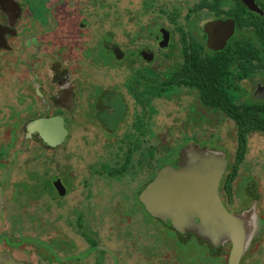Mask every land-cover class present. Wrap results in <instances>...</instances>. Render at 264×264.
I'll return each instance as SVG.
<instances>
[{"label": "flooded vegetation", "instance_id": "af4514ba", "mask_svg": "<svg viewBox=\"0 0 264 264\" xmlns=\"http://www.w3.org/2000/svg\"><path fill=\"white\" fill-rule=\"evenodd\" d=\"M263 7L264 0H0V56L13 62V104L0 124L8 130L0 142L7 147L0 155V220L10 227L0 232V257L28 264H227L228 241L212 247L152 215L145 189L163 167L179 168L183 147L210 149L211 113L197 89L175 77L186 72L179 68L192 57L191 46L209 49L207 25L232 20L227 44L237 22L246 25ZM131 29L143 38L135 47ZM250 84L252 95L264 96L262 80ZM185 93L194 99L181 122L189 132L178 129L168 141L153 118L157 107ZM42 118L56 121L52 131H65L57 142L36 131L26 137L27 124ZM22 152L31 157L21 160ZM226 171L219 197L238 213L252 202L231 211L221 188ZM26 242L37 260L15 255Z\"/></svg>", "mask_w": 264, "mask_h": 264}, {"label": "water", "instance_id": "95a60500", "mask_svg": "<svg viewBox=\"0 0 264 264\" xmlns=\"http://www.w3.org/2000/svg\"><path fill=\"white\" fill-rule=\"evenodd\" d=\"M205 32L207 47L214 51L221 50L234 32V22L209 23ZM54 126H58L55 120L42 118L31 121L26 126V137L36 131L44 142H57L56 136H62L65 131L59 127L52 131ZM180 160L177 170L170 166L163 167L149 183L145 189V192L147 189L149 191L146 207L152 215L164 221L169 218L176 230L192 231L212 247L228 241L230 250L227 264H238L264 226L255 212L256 201L238 213H231L222 205L218 188L228 165L222 151L192 143L182 148ZM4 258L0 257L3 264H28L11 257Z\"/></svg>", "mask_w": 264, "mask_h": 264}, {"label": "trees", "instance_id": "16d2710c", "mask_svg": "<svg viewBox=\"0 0 264 264\" xmlns=\"http://www.w3.org/2000/svg\"><path fill=\"white\" fill-rule=\"evenodd\" d=\"M245 23L247 24L237 22L235 34L222 50L212 51L205 46L200 49L197 46H191L190 55L192 57L188 56L179 68L186 72L183 75H175V77L186 79L187 86L197 89L198 100L203 107L207 108L211 116H219L220 119L233 122L234 154L232 160L228 162L221 188L228 194L230 204L233 203L235 196L243 206L251 201L252 203L248 204L250 207L258 196L252 193L255 184L246 183L242 187L240 183L237 184L236 180L239 176L240 165L247 153L248 137L253 133L264 134V96H254L251 94V89L249 92L246 86H243L246 83L250 84L251 79L264 82V7L259 16L255 15V18L245 19ZM201 53L203 56H200ZM243 78L246 79L245 82L239 83V80ZM239 92L243 95V100H238ZM213 137L214 133L212 139L208 140L209 145L214 143ZM6 150L7 147L0 148V155ZM222 152L225 156L227 155L224 150ZM246 187L251 192V196L249 194L243 196ZM255 212L264 225V218L258 214L256 207ZM262 214L264 215V210ZM263 230L264 226L260 231L261 234ZM260 233L252 240L244 257L261 237Z\"/></svg>", "mask_w": 264, "mask_h": 264}, {"label": "rangeland", "instance_id": "374dc122", "mask_svg": "<svg viewBox=\"0 0 264 264\" xmlns=\"http://www.w3.org/2000/svg\"><path fill=\"white\" fill-rule=\"evenodd\" d=\"M131 29L132 39H134L133 47L137 46L143 41L141 30ZM127 37H129L127 35ZM12 66L13 62L11 60H2L0 56V124L7 120V115L9 113V108L7 105L13 104V78H12ZM246 89L250 92L252 90V84H243ZM4 91V93L2 92ZM2 92V93H1ZM189 100H194L189 94H183L180 99L166 100L162 107H157L158 114H155L154 127H162L165 137L170 141L174 137H179L181 134L179 131L189 132L188 128L183 127L181 122L185 115V109L187 108V103ZM156 120V121H155ZM2 127V128H1ZM0 127V142L6 140L8 134H6L7 127ZM208 130L214 133V143L211 145L207 144L210 149H217V151L224 150L227 153L228 162L232 160L235 147V129L233 122L228 119H220L219 116H212V123L207 125ZM204 128V125H203ZM174 133L171 135L169 131ZM216 140V141H215ZM33 144V142H31ZM33 146V145H32ZM70 149H75L77 147V141L70 140L68 143ZM64 151V148H60L56 151L57 158L59 159ZM46 154L49 152L45 151ZM45 154V155H46ZM29 153H20L19 158L22 160L24 158L29 159L31 156ZM27 156V157H26ZM72 159H76L73 157ZM25 160V159H24ZM32 164H36L33 162ZM237 184H255V189L252 191L253 194H258L256 199V209L258 214L264 218L262 210H264V134L253 133L248 137L247 140V153L245 155L243 163L240 165L238 172ZM13 179H15V174H13ZM254 187V186H253ZM248 191V187L243 191L245 195ZM249 201L247 205L250 203ZM244 203V201H243ZM240 205L238 199L234 196V202L230 205L231 211H237ZM9 225L6 219L0 220V232H9ZM261 234V233H260ZM258 239V238H257ZM3 247H8L6 244H2ZM225 249L229 250L230 245L225 244ZM16 256L19 258L37 260V252L29 243L20 244L19 247L13 249ZM243 264H264V230L261 237L256 241L251 250L245 255L243 259ZM41 264H46L43 260L40 261Z\"/></svg>", "mask_w": 264, "mask_h": 264}]
</instances>
